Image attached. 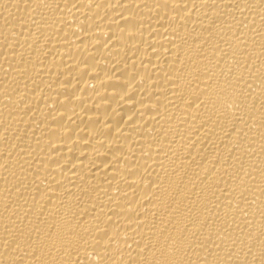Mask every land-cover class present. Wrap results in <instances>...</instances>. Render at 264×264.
I'll list each match as a JSON object with an SVG mask.
<instances>
[{"label": "bare ground", "instance_id": "1", "mask_svg": "<svg viewBox=\"0 0 264 264\" xmlns=\"http://www.w3.org/2000/svg\"><path fill=\"white\" fill-rule=\"evenodd\" d=\"M0 264H264V0H0Z\"/></svg>", "mask_w": 264, "mask_h": 264}]
</instances>
